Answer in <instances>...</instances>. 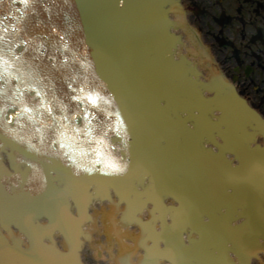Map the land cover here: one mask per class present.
Wrapping results in <instances>:
<instances>
[{
	"label": "water",
	"instance_id": "1",
	"mask_svg": "<svg viewBox=\"0 0 264 264\" xmlns=\"http://www.w3.org/2000/svg\"><path fill=\"white\" fill-rule=\"evenodd\" d=\"M176 13L178 0H0V223L9 234L0 264H54L43 246L48 230L36 225L42 217L77 251L81 224L70 208L83 219L111 191L143 229L139 215L148 203L162 213V196L187 210L199 240L188 247L165 228L161 256L170 264H231L228 243L240 264L264 253V120L230 84L205 82L178 54ZM210 141L239 165L216 167L228 162L205 151ZM146 180L152 191L142 193ZM220 208L241 213L225 218ZM110 212L103 202L91 207L93 224L83 225L91 244L100 217L106 240L123 242ZM200 212L209 223L193 216ZM12 226L30 249L11 238ZM123 232L136 243L139 232Z\"/></svg>",
	"mask_w": 264,
	"mask_h": 264
},
{
	"label": "flooded vegetation",
	"instance_id": "2",
	"mask_svg": "<svg viewBox=\"0 0 264 264\" xmlns=\"http://www.w3.org/2000/svg\"><path fill=\"white\" fill-rule=\"evenodd\" d=\"M180 3L186 10L187 22L194 28L196 36L210 49L223 75L235 85L250 106L264 117V0H180ZM220 117V113L216 112L212 120L216 122ZM215 140L219 145L225 144L217 134ZM204 149L212 152L215 159L220 156L228 162L224 165L215 164L216 167L230 170L229 168L239 165L235 155L228 151L220 152L211 141L206 142ZM180 182L182 193L186 183L183 180ZM208 186L203 183V190H207ZM225 187L227 193L231 194L229 185ZM203 195L206 199L207 194L201 195L204 199ZM163 203L166 219L178 217L175 210L179 205L174 198L166 197ZM151 210L153 211L152 208ZM186 211L180 203V235L187 241L189 235L198 240V232L186 225ZM218 211L225 218L241 213V210L229 212L228 208H220ZM195 217L204 223L210 222L208 213L200 212ZM231 226L236 229L237 224L232 222ZM226 248L232 249V245L227 244Z\"/></svg>",
	"mask_w": 264,
	"mask_h": 264
},
{
	"label": "bare ground",
	"instance_id": "3",
	"mask_svg": "<svg viewBox=\"0 0 264 264\" xmlns=\"http://www.w3.org/2000/svg\"><path fill=\"white\" fill-rule=\"evenodd\" d=\"M100 209H104V206H100ZM107 209H109V204H105V210H107ZM145 218H148V212L147 211H145ZM105 227H106V223H105L104 217H100V230H101V232L106 233ZM135 232H140V231L136 227L131 228V235H135ZM99 238L100 237H98L97 240H99ZM97 240H96V243H97ZM102 241L103 242L99 241L98 244L95 243L94 245L91 243H88L87 246H88V248L90 246L96 247L95 249H90L91 253H96L97 251L99 252V250L102 251L105 256H108L109 262L111 264H113L114 262H116L115 248L116 249L118 248V246L116 244V243H118V240L108 241V240H106V237H105V239L102 238ZM126 243L128 244V246L133 247V244H135V240H129ZM114 255H115V257L113 258ZM98 256H101V254L99 253Z\"/></svg>",
	"mask_w": 264,
	"mask_h": 264
},
{
	"label": "rangeland",
	"instance_id": "4",
	"mask_svg": "<svg viewBox=\"0 0 264 264\" xmlns=\"http://www.w3.org/2000/svg\"><path fill=\"white\" fill-rule=\"evenodd\" d=\"M188 41H189V40H188ZM194 44H195L196 46H198V44H197L196 42H194V41H193V42H192V41H189L188 44L185 46V48H186V53H187V54H194V53H195V47H194L195 45H194ZM190 58H191L192 60L195 61V57H190ZM197 61H198V59H197ZM201 67L205 68V66H201ZM101 234H102V232L99 234V236H100ZM99 236H98V237H99ZM98 242H99V240H97V243H96V242H95V243L98 244ZM92 247H93V246H92ZM95 248H96V247H93V249H95ZM91 256H92L91 254H89V255L87 254V261H88L89 264H95L94 261H90V260H88ZM94 256L96 257V254H95ZM96 258H99V257H96ZM93 260H94V259H93ZM260 264H264V263H260Z\"/></svg>",
	"mask_w": 264,
	"mask_h": 264
}]
</instances>
